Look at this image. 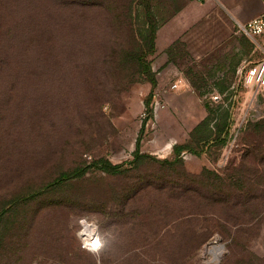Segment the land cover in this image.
<instances>
[{
	"label": "rangeland",
	"instance_id": "374dc122",
	"mask_svg": "<svg viewBox=\"0 0 264 264\" xmlns=\"http://www.w3.org/2000/svg\"><path fill=\"white\" fill-rule=\"evenodd\" d=\"M7 7L0 264H264V124L234 106L228 133L193 140L198 109L218 103H167L156 88L155 38L170 8ZM155 102L163 106L153 111ZM98 160L116 169L88 167ZM88 227L100 237L96 250L83 246Z\"/></svg>",
	"mask_w": 264,
	"mask_h": 264
},
{
	"label": "crops",
	"instance_id": "0c3cea01",
	"mask_svg": "<svg viewBox=\"0 0 264 264\" xmlns=\"http://www.w3.org/2000/svg\"><path fill=\"white\" fill-rule=\"evenodd\" d=\"M160 5L170 8L156 33L152 68L162 99L221 102L230 104V115L238 106L243 118H264V86H246L239 74L242 64L264 57V30L250 36L240 29L262 12V0H160ZM176 80L178 85L170 88ZM203 107L194 116L197 123L207 115Z\"/></svg>",
	"mask_w": 264,
	"mask_h": 264
},
{
	"label": "trees",
	"instance_id": "16d2710c",
	"mask_svg": "<svg viewBox=\"0 0 264 264\" xmlns=\"http://www.w3.org/2000/svg\"><path fill=\"white\" fill-rule=\"evenodd\" d=\"M17 0H0V20L3 21V16L5 15V10L8 8L7 5L8 3H13L16 2ZM23 1V0H21ZM28 4L32 3L33 0H25ZM17 9V7H15ZM22 25H18V29ZM2 32V33H1ZM0 34H8L4 33L1 28V23H0ZM152 81V79H150ZM152 84L154 83L151 82ZM229 107L230 104L224 106L221 102L216 104L215 106H211L210 104H205V108L207 111V115L196 124V126L192 129V138L196 142H205L209 138H219L223 133H228L230 129V122L228 121L230 118V112H229ZM258 122L255 123V125L259 126L260 123L264 124V118H259L257 119ZM213 121V126L211 129L209 128V122ZM251 123V122H250ZM205 127L206 129H209L208 133H205L204 135H200V133L196 136L194 132L202 127ZM213 131V132H212ZM225 138V136H224ZM222 138V139H224ZM184 148H188L189 146H183ZM135 155V161L142 157L141 154H139L138 151L134 152ZM90 166H96L97 168L105 171V172H111L116 169V166L111 165L110 163L106 162L105 160H98L94 161L92 163L88 164V167ZM80 171L79 170H73L70 173L66 174V177H72L73 175L77 176L79 175Z\"/></svg>",
	"mask_w": 264,
	"mask_h": 264
},
{
	"label": "built area",
	"instance_id": "2783aa9c",
	"mask_svg": "<svg viewBox=\"0 0 264 264\" xmlns=\"http://www.w3.org/2000/svg\"><path fill=\"white\" fill-rule=\"evenodd\" d=\"M262 3V12L258 16L252 18L240 26V29L250 36L261 33L264 30V0H262ZM239 74L241 75L242 83L246 86H251L254 88L264 86V57L249 66H246L245 63L242 64L239 67ZM179 82L180 80H176L170 85V88H175ZM210 99H218V96H210ZM162 106V104L155 102L153 111H156L157 108Z\"/></svg>",
	"mask_w": 264,
	"mask_h": 264
},
{
	"label": "bare ground",
	"instance_id": "6f19581e",
	"mask_svg": "<svg viewBox=\"0 0 264 264\" xmlns=\"http://www.w3.org/2000/svg\"><path fill=\"white\" fill-rule=\"evenodd\" d=\"M168 144L165 147H169ZM83 243L86 248L96 250L97 246L101 244L100 237L94 227H88L83 233Z\"/></svg>",
	"mask_w": 264,
	"mask_h": 264
}]
</instances>
